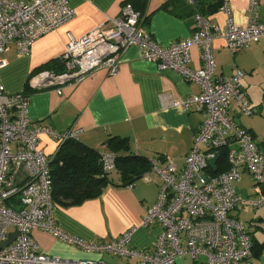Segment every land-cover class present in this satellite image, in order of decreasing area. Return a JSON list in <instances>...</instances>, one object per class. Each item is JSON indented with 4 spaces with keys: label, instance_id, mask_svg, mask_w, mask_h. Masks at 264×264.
Returning a JSON list of instances; mask_svg holds the SVG:
<instances>
[{
    "label": "built area",
    "instance_id": "1",
    "mask_svg": "<svg viewBox=\"0 0 264 264\" xmlns=\"http://www.w3.org/2000/svg\"><path fill=\"white\" fill-rule=\"evenodd\" d=\"M186 3L196 6V0ZM260 3L261 0H248L244 26L227 18L225 26L220 27L195 11L192 34L162 46L144 27L143 14L127 1L118 15L108 20V26H95L78 38L68 35L58 57L60 71L42 69L26 82L31 91L54 88L60 93L62 86L80 83L96 70L113 76L125 50L136 46L141 58L154 62L159 70L170 69L199 85L198 95L173 102L204 113L183 165L179 167L168 158L159 166L155 158L150 159L160 185L141 225L162 227L151 248L130 247L134 227L115 239L100 242L86 241L55 224L49 159L38 139L41 134L53 138L56 152L64 141L78 140L81 128L56 132L48 126L33 125L28 116V94L8 93L0 82V264H123L47 254L32 236L36 229L86 252L133 258L134 264H177L176 259L185 256L195 264H253L251 237L230 213L264 205V148L236 124L229 112L233 102L243 114L255 111L240 87L245 72L236 68L229 77L215 76L212 45L221 39L231 53H236L264 39V22L258 16ZM219 9L228 16L225 0ZM74 13L68 0H0V53L9 46L19 54L29 53L37 38L71 19ZM193 47L201 50L202 65L196 68L189 65ZM3 63L0 58V67ZM230 142L234 146L226 153L228 168L210 173L208 159ZM115 158L114 152H100L103 171L115 168ZM20 167L26 174L22 181L17 180ZM240 169L260 186L258 193L242 196L235 191L233 182L239 181ZM199 256L202 261H198Z\"/></svg>",
    "mask_w": 264,
    "mask_h": 264
},
{
    "label": "crops",
    "instance_id": "2",
    "mask_svg": "<svg viewBox=\"0 0 264 264\" xmlns=\"http://www.w3.org/2000/svg\"><path fill=\"white\" fill-rule=\"evenodd\" d=\"M74 9V16L37 38L29 53L19 54L13 46L7 47L0 58V82L6 92L25 91L28 94V116L35 126H48L56 132L71 127L81 128L78 140L98 152H115L112 137L123 138L127 149L116 154L132 152L155 158L161 166L166 159L173 160L181 167L189 152L193 137L204 118L201 110L183 108L174 101L198 95L200 87L183 79L170 70H159L154 62L143 60L136 46L125 50L121 56L118 72L109 75L105 70H96L77 84L31 91L26 82L31 74L44 69L47 63L57 59L64 51L68 35L78 38L95 26H108V20L117 16L121 6L129 1L136 8H142L147 16L144 27L154 40L162 46L187 38L194 29L193 14L183 17L161 8L166 0H68ZM228 16L220 9L206 14L211 24L223 27L227 18L237 26H244L248 16V0H225ZM132 4V5H133ZM133 5V7H134ZM259 20L264 22V0L258 7ZM215 60L214 75L229 77L236 68L245 74L240 81L244 98L254 108L246 115L233 102L230 115L233 120L250 132L261 148H264V39L251 42L236 53H231L221 39L212 45ZM191 67L202 65L201 50L193 47L190 51ZM51 70V69H50ZM39 146L50 159L55 154L56 142L41 134ZM234 146L230 142L220 151ZM217 158V160H218ZM216 160V162H217ZM211 170L218 171L217 163ZM219 170L228 168L226 160L219 162ZM25 171L19 168L17 180L25 178ZM112 181H120L118 172L112 173ZM160 178L147 166L141 175L126 185L107 184L97 197L80 204L62 206L55 203L52 211L54 222L67 233L86 241H109L120 236L129 228H136L130 239L134 249L151 248L162 227L153 224L141 225L147 209L155 202ZM234 189L242 196H253L260 191L249 173L240 169L239 181L233 182ZM235 218L251 237L256 250L253 264H264V205L256 210H233ZM32 236L41 251L65 258L101 259L109 263L134 264L133 258H122L110 254H96L74 248L51 233L36 229ZM203 257L199 256L198 261ZM177 264H195L189 258L178 257Z\"/></svg>",
    "mask_w": 264,
    "mask_h": 264
},
{
    "label": "trees",
    "instance_id": "3",
    "mask_svg": "<svg viewBox=\"0 0 264 264\" xmlns=\"http://www.w3.org/2000/svg\"><path fill=\"white\" fill-rule=\"evenodd\" d=\"M221 4L222 0H196V6L191 7L186 3V0H166L161 8L169 10L179 17L194 14L195 11L205 16L219 9ZM134 8L143 14L142 8H136L135 5ZM146 20L147 16H144L143 21L146 22ZM61 66V62L57 58L47 63L44 69L58 72L61 70ZM112 140L115 141L112 147L115 152L119 149H127L128 152L129 149L125 139L117 137L109 139V141ZM227 150L220 151V157L216 162L218 171L213 172L210 169V173L221 172L218 163L226 160ZM147 166L150 167L149 159L129 152L116 154L115 168L111 171H103L98 150L77 140H66L59 146L49 161L52 178V199L62 206L80 204L87 199L99 196L107 184L126 185L131 183L141 175ZM113 172L119 174L120 181L118 183L112 181ZM14 201L15 197L12 202ZM256 247L255 244H252V255L255 253Z\"/></svg>",
    "mask_w": 264,
    "mask_h": 264
},
{
    "label": "water",
    "instance_id": "4",
    "mask_svg": "<svg viewBox=\"0 0 264 264\" xmlns=\"http://www.w3.org/2000/svg\"><path fill=\"white\" fill-rule=\"evenodd\" d=\"M218 156H219V152H215L214 156L208 159V163H209L210 167H212V168L215 167V162H216Z\"/></svg>",
    "mask_w": 264,
    "mask_h": 264
},
{
    "label": "rangeland",
    "instance_id": "5",
    "mask_svg": "<svg viewBox=\"0 0 264 264\" xmlns=\"http://www.w3.org/2000/svg\"><path fill=\"white\" fill-rule=\"evenodd\" d=\"M256 210V209H255Z\"/></svg>",
    "mask_w": 264,
    "mask_h": 264
}]
</instances>
